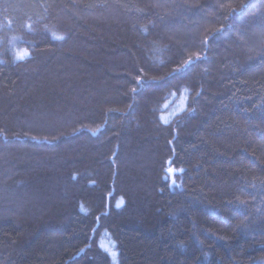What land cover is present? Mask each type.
<instances>
[{"label":"trees","instance_id":"obj_1","mask_svg":"<svg viewBox=\"0 0 264 264\" xmlns=\"http://www.w3.org/2000/svg\"><path fill=\"white\" fill-rule=\"evenodd\" d=\"M0 264H264V0H0Z\"/></svg>","mask_w":264,"mask_h":264},{"label":"rangeland","instance_id":"obj_2","mask_svg":"<svg viewBox=\"0 0 264 264\" xmlns=\"http://www.w3.org/2000/svg\"><path fill=\"white\" fill-rule=\"evenodd\" d=\"M174 174H175L174 172H170V173H169V178H170V180H172L171 185L174 184V181H173V180H174V178H173ZM121 204H122V203H121V201H119V200L115 202V206H116V207H119L118 205H121ZM99 245H100L102 248L108 250V252L111 251V249H112L111 246H109L108 244H104V242H100Z\"/></svg>","mask_w":264,"mask_h":264},{"label":"snow or ice","instance_id":"obj_3","mask_svg":"<svg viewBox=\"0 0 264 264\" xmlns=\"http://www.w3.org/2000/svg\"><path fill=\"white\" fill-rule=\"evenodd\" d=\"M196 59H199V56H197V57H196ZM186 63H188V62H186ZM164 122H165V123H167V121H164ZM168 171H169V172H173V171H174V169H171V168H170V169H168ZM121 203H122V202H121ZM118 206H119V205H118ZM111 254H112L113 256H115V255H116V253H115V252H113V253H111Z\"/></svg>","mask_w":264,"mask_h":264},{"label":"water","instance_id":"obj_4","mask_svg":"<svg viewBox=\"0 0 264 264\" xmlns=\"http://www.w3.org/2000/svg\"><path fill=\"white\" fill-rule=\"evenodd\" d=\"M109 197V196H108Z\"/></svg>","mask_w":264,"mask_h":264}]
</instances>
